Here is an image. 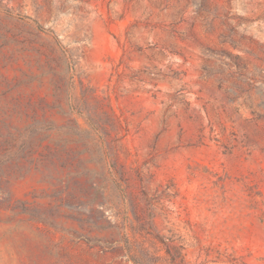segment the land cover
Returning <instances> with one entry per match:
<instances>
[{
	"label": "rangeland",
	"instance_id": "1",
	"mask_svg": "<svg viewBox=\"0 0 264 264\" xmlns=\"http://www.w3.org/2000/svg\"><path fill=\"white\" fill-rule=\"evenodd\" d=\"M0 264H264V0H0Z\"/></svg>",
	"mask_w": 264,
	"mask_h": 264
}]
</instances>
